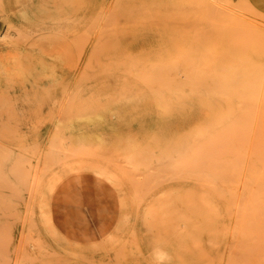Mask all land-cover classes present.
Here are the masks:
<instances>
[{
  "label": "rangeland",
  "instance_id": "obj_1",
  "mask_svg": "<svg viewBox=\"0 0 264 264\" xmlns=\"http://www.w3.org/2000/svg\"><path fill=\"white\" fill-rule=\"evenodd\" d=\"M250 96H264L252 0H0V264H264ZM87 176L115 190L119 221L84 246L51 203Z\"/></svg>",
  "mask_w": 264,
  "mask_h": 264
},
{
  "label": "crops",
  "instance_id": "obj_2",
  "mask_svg": "<svg viewBox=\"0 0 264 264\" xmlns=\"http://www.w3.org/2000/svg\"><path fill=\"white\" fill-rule=\"evenodd\" d=\"M252 2L264 9V0ZM118 203L115 190L103 180L68 178L53 193L51 216L66 239L86 246L107 238L117 226Z\"/></svg>",
  "mask_w": 264,
  "mask_h": 264
},
{
  "label": "bare ground",
  "instance_id": "obj_3",
  "mask_svg": "<svg viewBox=\"0 0 264 264\" xmlns=\"http://www.w3.org/2000/svg\"><path fill=\"white\" fill-rule=\"evenodd\" d=\"M108 2V1H107ZM107 4V3H106ZM116 21V20H115ZM114 22V21H113ZM142 23V22H141ZM114 24H116V23H114ZM84 36V35H83ZM86 36V35H85ZM117 38V37H116ZM96 51V50H95ZM94 54V53H93ZM114 64H116V63H114ZM117 65V64H116ZM235 66H237L236 64H235ZM118 67V66H117ZM125 67V66H124ZM189 68V67H188ZM143 70V69H142ZM128 72H129V70H128ZM86 73V72H85ZM137 73V72H136ZM144 73V72H143ZM96 75H97V73H95ZM154 75H155V73H153ZM92 75V74H91ZM131 75V74H130ZM138 75H139V73H138ZM150 75V74H149ZM144 76V75H143ZM143 78V77H142ZM156 78L157 79H159V77L158 76H156ZM143 80H144V78H143ZM158 81V80H157ZM146 82V81H145ZM195 84V83H194ZM193 84V85H194ZM192 85V83L190 84V86ZM195 87V86H194ZM226 89V88H225ZM226 92H227V90H226ZM142 93V92H141ZM158 96H160V95H158ZM108 99V98H107ZM160 99V98H159ZM241 99V98H240ZM222 100V99H221ZM218 101V100H217ZM244 103L246 104V106L244 105ZM244 103H243V105L246 107V112H245V114H246V122H247V125H248V128H249V131H250V133H252V131L253 130H260V135H258V140H259V143L261 142L262 144H264V96L263 97H254V96H250V97H247L246 99H245V101H244ZM84 104H82V106H83ZM156 106V105H155ZM87 108V110L89 111V109H91V108H89L88 109V107H86ZM83 109H85V107L83 108ZM86 109H85V111H87ZM91 111V110H90ZM69 112V111H68ZM67 112V113H68ZM65 113L64 112V114H66L67 115V119H68V114H70V113ZM88 113V112H87ZM62 117H63V115H62ZM61 119H63V118H61ZM67 119H65V120H67ZM99 119V118H98ZM111 119V118H110ZM239 119V118H238ZM87 120V122H88V119H86ZM62 121V120H61ZM63 121H64V119H63ZM235 123V122H234ZM237 124V123H236ZM235 124V125H236ZM73 125V124H72ZM245 126V125H244ZM199 128V127H198ZM200 129V128H199ZM57 130H59L58 128H57ZM236 130H238V129H236ZM198 131V130H197ZM200 132H201V129L199 130ZM230 131V130H229ZM199 132V133H200ZM234 132H236V131H234ZM239 132V131H238ZM236 134L237 133H234V138L236 137ZM200 135H203V134H201L200 133ZM221 135V134H220ZM251 135H255V134H251ZM115 136V135H114ZM216 136V135H215ZM215 136L213 137L212 136V138H215ZM154 137V136H153ZM202 137V136H201ZM221 137V136H220ZM238 137V136H237ZM235 138L236 140L238 139V138ZM255 137H256V135H255ZM55 138V137H54ZM223 138V137H222ZM229 138H231V137H229ZM209 139H211V138H209ZM208 139V140H209ZM233 139V138H232ZM234 139V140H235ZM216 140H218V139H216ZM215 140V141H216ZM214 140H212L211 142H213ZM240 141V140H239ZM238 140H237V143H239L240 144V142H239ZM233 142H235V141H233ZM206 143H209V142H206ZM215 143V142H214ZM213 143V144H214ZM236 142H235V144H237ZM138 144V143H137ZM216 144V143H215ZM215 144L213 145V148H214V146H215ZM210 145V143L208 144V146ZM210 146H212V144L210 145ZM165 147H167V146H165ZM212 148V149H213ZM148 150H150V149H148ZM197 150H199L198 148H197ZM203 150V149H202ZM202 150L200 151V152H202ZM214 150V149H213ZM216 150V149H215ZM253 150V149H252ZM154 151V150H153ZM237 151V150H236ZM197 152V151H196ZM212 153V152H211ZM236 153V152H235ZM62 154V153H61ZM197 154V153H196ZM196 155L194 154V159L196 158L195 157ZM201 156V155H200ZM236 156H237V154H236ZM53 159H54V157H53ZM198 159H199V157H198ZM189 160H191L190 158H189ZM196 160V159H195ZM201 160H202V158H201ZM192 161H193V159H192ZM191 161V162H192ZM167 162H168V160H167ZM194 162V161H193ZM196 162H197V160H196ZM196 162H194V165H195V163ZM215 162V161H214ZM239 162V161H238ZM211 164H212V162H210ZM130 164V163H129ZM193 164V163H192ZM197 164V163H196ZM64 165H66V164H64ZM173 165V164H172ZM198 166H199V164H197ZM203 165V164H202ZM67 166V165H66ZM98 166V165H97ZM196 166V165H195ZM68 167H70V166H68ZM87 167V166H86ZM98 167H100V165L98 166ZM170 167V166H169ZM174 167V166H173ZM180 167V166H179ZM200 167V166H199ZM217 167V166H216ZM215 167V168H216ZM85 169H87V170H92V171H96L97 173H99V174H102V175H109V173H108V171L106 170V169H104L103 167H100V168H96V167H94V166H92V167H87V168H85ZM207 169H209V168H207ZM178 170H179V168H178ZM199 170H200V168H199ZM202 170V169H201ZM177 171V170H176ZM184 171V170H183ZM221 172H222V170H220ZM239 171H242L241 169L239 170ZM223 173V172H222ZM111 175V174H110ZM225 175V174H224ZM186 177V176H185ZM186 179V178H185ZM184 179V180H185ZM204 179H205V177H204ZM204 179H203V181H204ZM60 181H61V179H59V180H57V181H55L54 183H53V185L51 186V188H53V189H55V187L57 186V184L58 183H60ZM134 181H136L135 179H134ZM143 181H145V180H143ZM210 182V181H209ZM137 183H138V180H137ZM258 184V183H257ZM256 184V185H257ZM137 185V184H136ZM142 185V184H141ZM149 186V185H148ZM258 186V185H257ZM53 189L51 190V192H53ZM245 189V188H244ZM256 239V238H255ZM259 239V238H258ZM254 241V240H253ZM30 246V245H29ZM21 247V246H20ZM100 250V249H99ZM19 251V250H18ZM162 256H164V255H162Z\"/></svg>",
  "mask_w": 264,
  "mask_h": 264
}]
</instances>
